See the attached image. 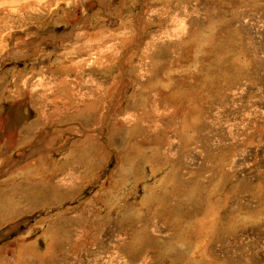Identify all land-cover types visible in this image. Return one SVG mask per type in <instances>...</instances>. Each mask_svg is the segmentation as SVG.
Segmentation results:
<instances>
[{
  "label": "rangeland",
  "instance_id": "374dc122",
  "mask_svg": "<svg viewBox=\"0 0 264 264\" xmlns=\"http://www.w3.org/2000/svg\"><path fill=\"white\" fill-rule=\"evenodd\" d=\"M7 1L0 264H264V0Z\"/></svg>",
  "mask_w": 264,
  "mask_h": 264
},
{
  "label": "crops",
  "instance_id": "0c3cea01",
  "mask_svg": "<svg viewBox=\"0 0 264 264\" xmlns=\"http://www.w3.org/2000/svg\"><path fill=\"white\" fill-rule=\"evenodd\" d=\"M166 3L168 2H171L172 0H165ZM182 1V0H180ZM131 3V2H130ZM185 4H187L188 2L186 0L182 1V6ZM127 4H128V0H121L117 5L116 7L112 10L110 9V7L108 6V4H105L104 7H103V10H104V14L105 16H108V18H111V19H124V18H121L124 14V10L127 9ZM189 4V3H188ZM109 5H111V3H109ZM114 6V5H113ZM101 7V6H100ZM122 22V21H121ZM17 174V173H15ZM15 234V233H13ZM19 235V234H18Z\"/></svg>",
  "mask_w": 264,
  "mask_h": 264
},
{
  "label": "bare ground",
  "instance_id": "6f19581e",
  "mask_svg": "<svg viewBox=\"0 0 264 264\" xmlns=\"http://www.w3.org/2000/svg\"><path fill=\"white\" fill-rule=\"evenodd\" d=\"M10 1H12V0H8L7 2L10 3ZM31 1H32L31 3L27 4V0H16V5L19 7V9H23V8L29 7L26 12H29V10H32V7H33L32 11L37 12L39 10L38 4L42 3V1L41 0H31ZM12 5H13V3H12ZM206 226H209V225H206ZM206 226L204 227V230H205L206 233H208L209 232V228H207ZM205 248H206V246H205Z\"/></svg>",
  "mask_w": 264,
  "mask_h": 264
}]
</instances>
